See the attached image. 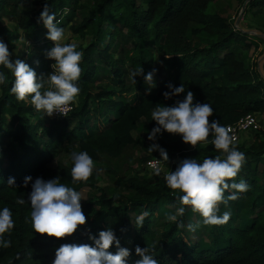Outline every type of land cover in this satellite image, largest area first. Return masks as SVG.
Masks as SVG:
<instances>
[{"label": "trees", "instance_id": "16d2710c", "mask_svg": "<svg viewBox=\"0 0 264 264\" xmlns=\"http://www.w3.org/2000/svg\"><path fill=\"white\" fill-rule=\"evenodd\" d=\"M85 1L91 6L86 7ZM219 1L0 0V40L8 45L14 61L21 35L8 24L26 33L29 42L20 60L38 75L50 73L54 63L45 55L53 42L38 22L46 3L59 26L83 40L77 45L83 53L81 91L66 117L47 116L30 100L18 101L10 91L14 77L0 68L8 76L7 84L0 86V209L8 207L15 224L11 234H5L11 245L0 249V264H53L62 244L94 246L89 236L98 237L109 228L121 247L130 250L128 264L138 259L137 246L149 248L159 264H264V131L256 132L251 142L236 144L245 153L246 163L235 180L244 179L249 191L229 202L228 208L221 205V214L231 212L229 221L202 225L194 232L187 225L197 224L201 217L190 208L177 222L164 219L160 230L154 228L164 206L171 208L165 217L180 206L181 193L170 190L164 176L184 159L202 162L220 153L212 144L193 148L181 136L170 138L164 132L158 144L167 151L169 161L163 162L158 152L149 151L150 145H139L136 137L140 124L145 123L149 133L156 127L151 118L156 105L172 106L176 99H183L182 94L165 100L168 84L183 85L185 94L193 93L194 103H210L214 113L209 122L217 119L230 127L248 115L264 117L260 55L255 57L264 41L241 32L228 17L212 13ZM235 1L242 8L248 0ZM247 7L246 14L260 18L264 32V0H252ZM140 68L143 74L133 84L129 74ZM153 69L157 70L156 86L149 89L144 76ZM140 148L146 150L145 163L158 160L166 171L144 178L130 167L121 174L108 169L110 174L117 173L111 179L118 181V188L102 187L94 172L87 181L73 183L72 166L61 162L63 156L71 160V153L80 151L93 161H118ZM29 176L32 181L24 187ZM57 177L81 193L86 217L85 225L60 240L34 232L27 202L35 179ZM9 178L15 179L14 187L8 185ZM20 197L24 205L16 203ZM145 211L148 215L140 220ZM109 251L115 253V245Z\"/></svg>", "mask_w": 264, "mask_h": 264}, {"label": "clouds", "instance_id": "9594fccd", "mask_svg": "<svg viewBox=\"0 0 264 264\" xmlns=\"http://www.w3.org/2000/svg\"><path fill=\"white\" fill-rule=\"evenodd\" d=\"M38 22L43 23L48 33L46 38L54 45L45 54L48 60L54 61L51 65L52 71L47 75H38L23 60L13 61L8 45L2 40L0 68L8 70L14 77L10 91L18 101L30 100L38 112L47 116L54 113L62 114L67 106L73 110L70 104L77 99L81 91L78 81L81 76L80 64L83 53L77 50L75 44L64 43L65 30L59 26L55 13L50 12L47 3ZM156 73L157 70L153 69L144 76L149 89L156 86L154 82ZM142 74V68L132 71L129 79L136 84V77ZM7 80L5 71L0 70V86L6 85ZM167 88L169 91L163 93L165 100L180 97L182 94L183 99H176L172 106L156 105L153 108L151 118L155 121L156 127L148 133L147 139L152 142L148 150L158 152L159 161L168 162L167 151L156 143L157 137L167 132L181 136L182 141L193 148L198 144L201 146L212 144L220 154L214 158H204L202 162L197 159H184L174 171L165 174L167 187L173 192L181 193L178 196L180 206L165 219L175 223L190 208L193 213L199 214L201 221L195 225L188 224L189 231L194 232L202 225H224L229 221L231 212L224 211L221 214V205L228 208L229 202L238 200L240 194L249 191V185L244 179L241 178L238 182L235 180L246 163L245 153L236 146L229 127L222 125L217 119L209 122L214 113L210 103H194L193 93L187 91L185 94L183 85L175 87L168 84ZM210 135L213 137L211 140ZM71 160L73 183L87 181L95 168L91 156L86 151L73 152ZM153 174L159 176L161 168L155 167ZM31 181L32 177H25L24 187ZM15 184L14 178L8 179L9 186L14 187ZM82 200L84 199L79 191L61 183L58 177L48 181L42 178L35 179L27 196L34 232L55 237L57 240L71 237L78 226L86 224ZM16 203L24 205L26 201L20 197ZM147 215L148 212L145 211L139 219L142 220ZM14 227L12 211L8 207L0 209V249L10 247L11 241L5 239V234H11ZM179 227L183 228L184 224L180 222ZM89 239L93 241L94 246L62 244L55 252L53 264H128L131 252L121 247L111 228L100 231L98 237L89 236ZM113 245L116 247L115 253L109 251ZM135 254L138 259L134 264H159L147 247L137 246Z\"/></svg>", "mask_w": 264, "mask_h": 264}, {"label": "rangeland", "instance_id": "374dc122", "mask_svg": "<svg viewBox=\"0 0 264 264\" xmlns=\"http://www.w3.org/2000/svg\"><path fill=\"white\" fill-rule=\"evenodd\" d=\"M84 5L86 7L91 6L88 1H85ZM247 9L248 7H246V10ZM211 12L214 14H220L223 17H228L229 19H231V21L236 23V21L240 17V14L242 13V8L239 6V4L235 0H220L217 4H215L213 9H211ZM80 19L82 20L83 17L81 16ZM260 21H261L260 18H255V17L251 18L250 15H248V13L246 14L245 12L244 14H242L240 18L239 25H240V28L244 30L254 31V32L264 34V32L260 29V26H259ZM8 26L13 32L19 33L21 35V39L17 41L16 43V46L18 49L14 51V61H15L16 59L23 58V54L25 53L26 44L29 42V36L26 33L21 32L19 29H17L14 23H9ZM65 36H66V39L64 40V43H71V44H75L76 46L83 43V40L80 38L78 34H74L70 32L69 30H65ZM190 37L192 38V36ZM258 49L259 50L256 52L255 57H258L260 55L259 56V59H260L261 56L264 54V43H259ZM253 51H251L250 54H252ZM248 57L249 55L245 57V60H247ZM74 102L75 103L78 102V97ZM257 118H259L262 122H264L263 116H261V118L260 117H257ZM146 128H147V125L145 123L140 124L139 132L136 135L139 145L146 144L149 146L152 143L151 141L147 139L149 132L145 131ZM253 136L254 134H245L241 137V140L239 143L241 142L244 143L245 141L251 142V140L253 139ZM174 137H176L175 134H170V138H174ZM159 139L160 138L157 137L156 143H158ZM145 152L146 150H144L143 148H140L139 151L129 154L126 158L120 159L118 161H113L109 158H102L99 161H94L95 168L93 172L97 175V177L100 178L101 180L100 185L102 187L118 188V181L115 183L111 179V177L115 178L117 176V173L114 172L110 174L108 173V169L115 170L116 172L121 174L123 171H128L130 167L137 174H139L140 177L151 178L154 174H153V170L149 168L148 163L144 162V157L147 156ZM61 162L67 165L68 167L72 166V162L68 156H63L61 158ZM161 171H164V172L166 171V166L163 163H161ZM92 191H93L92 189L87 190V195L88 193L91 194ZM170 210L171 208L167 206H164V208H162L161 215L157 216L155 219L154 228L156 230H160L162 224L164 223V219H165L164 215Z\"/></svg>", "mask_w": 264, "mask_h": 264}, {"label": "built area", "instance_id": "2783aa9c", "mask_svg": "<svg viewBox=\"0 0 264 264\" xmlns=\"http://www.w3.org/2000/svg\"><path fill=\"white\" fill-rule=\"evenodd\" d=\"M72 108L67 106V108L61 113H54V116L64 117L71 112ZM231 129V135L235 138V144L239 143L241 137L245 134H255L259 131H264V122H262L255 115H248L241 119L237 124L229 127ZM150 169L154 171L155 167L161 168V162L158 160H152L148 163Z\"/></svg>", "mask_w": 264, "mask_h": 264}, {"label": "water", "instance_id": "95a60500", "mask_svg": "<svg viewBox=\"0 0 264 264\" xmlns=\"http://www.w3.org/2000/svg\"><path fill=\"white\" fill-rule=\"evenodd\" d=\"M252 0H248L247 2H245V4L242 6V13L240 14L239 19L236 21L235 26L238 30H240L241 32L252 36V37H256L258 39L264 40V34L263 33H258V32H254V31H248V30H244L242 28H240L239 22H240V18L242 16V14H244L246 12V7L248 5L249 2H251ZM258 72L262 78V80L264 81V54L261 56V58L258 60Z\"/></svg>", "mask_w": 264, "mask_h": 264}]
</instances>
